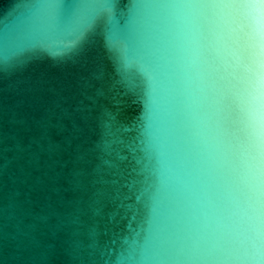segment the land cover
Listing matches in <instances>:
<instances>
[{
  "label": "water",
  "instance_id": "1",
  "mask_svg": "<svg viewBox=\"0 0 264 264\" xmlns=\"http://www.w3.org/2000/svg\"><path fill=\"white\" fill-rule=\"evenodd\" d=\"M0 0V264H264V4Z\"/></svg>",
  "mask_w": 264,
  "mask_h": 264
},
{
  "label": "snow or ice",
  "instance_id": "2",
  "mask_svg": "<svg viewBox=\"0 0 264 264\" xmlns=\"http://www.w3.org/2000/svg\"><path fill=\"white\" fill-rule=\"evenodd\" d=\"M261 4H264V0H261ZM255 5L248 2V0H241L239 3V9L242 11L243 15L241 17V24L243 25L241 32L242 34L246 33L248 30V22L250 21L251 17L248 16L247 10L254 8Z\"/></svg>",
  "mask_w": 264,
  "mask_h": 264
}]
</instances>
